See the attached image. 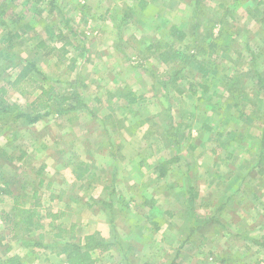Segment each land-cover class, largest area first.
Returning <instances> with one entry per match:
<instances>
[{"label":"rangeland","instance_id":"374dc122","mask_svg":"<svg viewBox=\"0 0 264 264\" xmlns=\"http://www.w3.org/2000/svg\"><path fill=\"white\" fill-rule=\"evenodd\" d=\"M57 1L49 13L0 0V87L26 113L38 87L57 97L32 126L0 124V264H63L57 226L119 239L94 254L97 264H264V0ZM21 12L29 29L13 40L16 62L43 75L10 87L19 69L3 40L23 33V21L10 25ZM172 25L183 41L169 37ZM156 42L214 71L202 78L192 60L163 64ZM75 94L86 109L58 113ZM35 191L40 228L18 236L39 249L12 240L1 220L13 195L28 208Z\"/></svg>","mask_w":264,"mask_h":264},{"label":"trees","instance_id":"16d2710c","mask_svg":"<svg viewBox=\"0 0 264 264\" xmlns=\"http://www.w3.org/2000/svg\"><path fill=\"white\" fill-rule=\"evenodd\" d=\"M17 0H11L10 4H13ZM28 2H34L35 4L42 3L45 4L49 8V13L58 12L57 7V0H25ZM9 9V7H8ZM7 10L5 9V3L0 5V15L7 14ZM31 12V11H30ZM29 14L21 12L17 17L15 22H10V25L16 26L20 24V27L24 30L23 33H20V28L13 31L7 30L4 36V51L6 53V61L8 66L13 69H19L18 75L13 82H8V86H18L19 84L28 83L30 84L32 81L31 75H43L33 63H26L25 65L21 66V63L16 62V53H15V44L13 40H19L22 38L23 34H26V30L29 29V22H26L27 17ZM2 18V17H1ZM5 26V24H3ZM8 29V27H6ZM169 37L173 38L175 41L181 42L186 38V34L181 31L178 27L172 25L169 27ZM43 43H40V47L43 46ZM163 48V51L159 53L158 58L163 64H168L171 62H179L182 65L190 64V61L193 58L192 56L186 55L184 52L179 50L173 49L171 45H163L160 42H156L155 45H151V48L160 49ZM200 52L203 53L201 50ZM198 65L199 73L202 78H206L209 73H212L210 69L207 68V62L205 60L200 62H193ZM212 63V62H211ZM216 69V68H215ZM178 76V71L174 72L172 75L171 83H174ZM46 78L43 77L42 80ZM259 82H261L260 77L258 76ZM258 82V83H259ZM39 94L36 96L35 100L31 103V111L30 113H26L22 110L21 106L10 102L7 93L8 88L5 86L0 87V124L3 123L4 119L10 118L14 122L22 121L27 126H32L43 118L49 115L50 110L52 109V104L57 99L54 96L51 89H45L43 87H38ZM204 89H207L204 87ZM178 92H180L178 90ZM69 98H63L62 101L59 103V106L64 105ZM70 105L67 109H60L57 110L60 114H66L71 111H82L86 109L85 104L82 102L79 95L75 94L72 97V101L70 100ZM167 164V163H166ZM165 164V165H166ZM159 166L160 169V177L165 175L164 166ZM83 178V175H78L76 178L78 181ZM6 195H12L11 192L8 190L6 191ZM190 196L193 197L194 194L191 191ZM20 197L13 195L12 200H14L13 207L11 213L7 214L4 213L1 216V220L3 221L5 226H8V229L11 233L12 240L20 241V245L24 248L34 247V248H42L43 245L38 242H29L23 239L22 236H18V232L22 230L23 235L26 236L31 235L34 230L40 228V221L44 216L41 215V204L38 199V193L35 191L31 195V199L33 203L28 207L25 208L22 204H19ZM152 203V200L150 201ZM107 205V204H105ZM109 206V205H107ZM110 207V206H109ZM109 225L111 229H115L114 217L111 213H109ZM47 217H50L52 220L59 219V215L54 216L51 213L46 214ZM58 234L54 236L59 242L57 245L58 249L53 252L56 257H64L63 264H97V260L94 257L95 253H106L111 251L114 246L120 244V240L116 239V242L109 241L105 239L100 233L94 232L92 234L84 236L83 239H78L74 235V227H70L68 230L64 229L60 226H57ZM66 237V239L64 238ZM41 240V237H39ZM114 243V244H113ZM121 247V246H119ZM7 264H22L17 257H10L6 260Z\"/></svg>","mask_w":264,"mask_h":264}]
</instances>
